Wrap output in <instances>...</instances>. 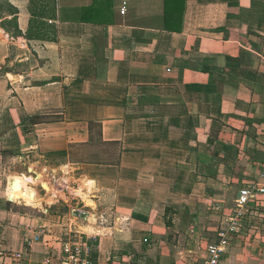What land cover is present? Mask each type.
Instances as JSON below:
<instances>
[{
    "label": "crops",
    "instance_id": "0c3cea01",
    "mask_svg": "<svg viewBox=\"0 0 264 264\" xmlns=\"http://www.w3.org/2000/svg\"><path fill=\"white\" fill-rule=\"evenodd\" d=\"M7 1L17 15L0 20V264H16L27 228L62 231L82 180L106 219L78 221L101 233L97 264H155L152 245L203 230L210 211L217 225L244 181L264 183V0H54L43 19L53 40L27 35L30 0ZM247 241L222 264H259L239 262ZM54 242L26 259L59 264Z\"/></svg>",
    "mask_w": 264,
    "mask_h": 264
},
{
    "label": "built area",
    "instance_id": "2783aa9c",
    "mask_svg": "<svg viewBox=\"0 0 264 264\" xmlns=\"http://www.w3.org/2000/svg\"><path fill=\"white\" fill-rule=\"evenodd\" d=\"M124 10L123 6L121 11ZM74 200L76 202L69 207L68 215L60 217L61 232L56 233L46 226L25 230L29 234L24 237V251L13 255L16 264H36L28 261L26 256L32 245L41 240L59 243L58 251L52 253V258L57 259L59 264H97L95 242L101 233L97 229L89 234L82 232L78 221L90 223L89 219L93 216L95 222L91 224L102 227L106 219L89 210L94 205L90 206L83 200L77 201L76 198ZM233 203V206L222 207V211H219L214 233L208 232L200 237L202 253L190 250L192 255L189 264H222L223 256L231 246L237 245L242 239L249 240L252 235L254 237L248 245H253V250L264 247V183L250 179L244 181ZM134 260L137 261V258Z\"/></svg>",
    "mask_w": 264,
    "mask_h": 264
},
{
    "label": "rangeland",
    "instance_id": "374dc122",
    "mask_svg": "<svg viewBox=\"0 0 264 264\" xmlns=\"http://www.w3.org/2000/svg\"><path fill=\"white\" fill-rule=\"evenodd\" d=\"M4 11L5 12L0 11V20L1 18L5 17V13H8V11L6 10ZM90 198L92 201V197ZM53 199L54 197L52 196L50 199H48V202H51ZM233 200L230 201V203H227L226 205L233 206L234 204ZM18 201L22 202L23 200L22 198H19ZM213 204H216V203L214 202ZM215 207L218 208V206H215ZM26 208H29V212H32L35 210L34 207H30V206H26ZM52 211L63 212L64 208L61 204H59L56 207L52 208ZM210 214H211V211L209 213H205L201 215V224L204 225L203 232L201 230L199 232L198 231L195 232L193 228L188 230L187 232L182 230L180 233H178L179 236L177 235V237H175L173 235L170 237V239L168 240L169 241L168 246L164 244L166 242L165 240L161 241L158 245H155V246L152 245V247L154 248L152 251V254L150 253V255H147V256H151L150 258H152L155 264H183V262L189 264L190 262L188 261L190 260V256L192 255V252H190V250L197 251V253L199 254L202 253L203 244L201 243L200 237L202 235L207 234L208 232L210 234L214 233V227L217 223V216L216 215L211 216ZM207 228H209V230H207ZM253 237L254 235H252V238ZM252 238H250L246 242L247 245H243V247L241 245L238 246V249L236 250L237 258L239 259V262H242V261H245L246 259H250L251 257L252 259H255V261L258 262L259 264H264V247H262L260 250L259 248L256 250H253V245H248L250 244V241L252 240ZM247 246L249 247L248 250H247ZM137 250H138L137 252L134 251L135 253H137V255L144 256V252H142L143 250H141L140 248H137ZM134 258H135L134 256H132V258L131 256L130 257L128 256V258L124 259V261H121L120 264H141L139 260L135 261ZM9 262L10 261H8L7 263ZM2 264H5V261L2 262Z\"/></svg>",
    "mask_w": 264,
    "mask_h": 264
},
{
    "label": "trees",
    "instance_id": "16d2710c",
    "mask_svg": "<svg viewBox=\"0 0 264 264\" xmlns=\"http://www.w3.org/2000/svg\"><path fill=\"white\" fill-rule=\"evenodd\" d=\"M54 8V0H30L28 10L30 12L31 18L27 34L29 37L48 40L54 39V36H52V34H55L53 26L46 25L48 24L46 23L47 21L45 20L46 22H44L43 20L44 18L50 19L54 12ZM4 10L13 15V19L16 18V9L10 3H8L7 0H0V11L5 12ZM26 210L29 211V208H26ZM33 212L38 213L36 210H34ZM165 223L168 228L172 226L170 218L165 217Z\"/></svg>",
    "mask_w": 264,
    "mask_h": 264
},
{
    "label": "bare ground",
    "instance_id": "6f19581e",
    "mask_svg": "<svg viewBox=\"0 0 264 264\" xmlns=\"http://www.w3.org/2000/svg\"><path fill=\"white\" fill-rule=\"evenodd\" d=\"M41 174V173H40ZM38 180L36 181L38 183L41 182L42 187L47 191V192H56V188L51 185L50 183H48L47 181L43 180L41 175H38ZM94 187V183L92 181H87V180H82L80 181V185L78 188H70L71 192L75 195V196H79L81 197V199L87 203L88 198H90V193L92 192V188ZM35 189V188H34ZM27 190L29 191L30 195L33 197V191L31 190V187H27ZM61 194V196L63 197V193L59 192ZM58 193V194H59ZM28 198V197H27ZM34 199V197H33ZM35 206H39V202L35 201V203L33 204ZM90 221H92V218L90 217Z\"/></svg>",
    "mask_w": 264,
    "mask_h": 264
},
{
    "label": "water",
    "instance_id": "95a60500",
    "mask_svg": "<svg viewBox=\"0 0 264 264\" xmlns=\"http://www.w3.org/2000/svg\"><path fill=\"white\" fill-rule=\"evenodd\" d=\"M12 186H16V187H18L17 180H14V181H13ZM8 200H9V198H8ZM9 201H11V200H9ZM23 204H24V203H23Z\"/></svg>",
    "mask_w": 264,
    "mask_h": 264
}]
</instances>
